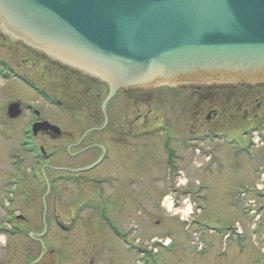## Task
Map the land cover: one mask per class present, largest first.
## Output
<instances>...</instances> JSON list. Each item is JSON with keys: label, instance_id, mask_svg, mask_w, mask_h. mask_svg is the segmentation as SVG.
I'll return each instance as SVG.
<instances>
[{"label": "flooded vegetation", "instance_id": "flooded-vegetation-1", "mask_svg": "<svg viewBox=\"0 0 264 264\" xmlns=\"http://www.w3.org/2000/svg\"><path fill=\"white\" fill-rule=\"evenodd\" d=\"M107 93L106 85L64 70L0 32V194L26 196L25 202L2 206L19 226L35 225V215L34 220L28 216L40 208L41 225H53L60 236L76 234L78 239L98 211L72 187L80 184L78 175L90 174L89 191L97 190L99 196L103 189L136 183L147 162L144 141L158 138L149 132L165 131L163 143L167 153L171 151L175 105H191L192 120L187 123L194 141L217 137L210 124L232 112L237 136L233 150L264 161V86L194 89L182 97L183 104H175L170 87L119 90L106 100ZM86 112L88 125L76 137L77 115ZM97 160L88 171H74ZM31 174L39 184L37 191L30 188ZM96 216L103 227L109 223L105 208ZM27 236L34 239L29 232Z\"/></svg>", "mask_w": 264, "mask_h": 264}, {"label": "rangeland", "instance_id": "rangeland-1", "mask_svg": "<svg viewBox=\"0 0 264 264\" xmlns=\"http://www.w3.org/2000/svg\"><path fill=\"white\" fill-rule=\"evenodd\" d=\"M191 90L175 89V104H183L182 97L192 94ZM190 107L183 109L175 105L173 111V143L176 154L181 157L172 181L180 186L179 192L173 195L163 181V155L159 146L163 135L145 139L147 162L144 172L134 179L136 183L123 182L117 190L109 187L99 196L89 191L90 174L78 175L80 184L72 187L98 209L94 220L84 226L85 233H80L83 237L79 235L78 239L74 238L76 234L62 237L54 226H49L44 237L49 251L37 264H83V261L84 264L90 261L92 264H264V161L234 155L233 146L228 143L236 136L232 129L236 120L230 118L232 112H228L224 120L210 124L217 133L224 132L226 138L194 141L191 138L194 134L190 133L192 127L187 123L192 120ZM87 115L88 112L77 115L80 129L76 137L88 125ZM254 168L263 173L257 174ZM176 173L180 174L176 176ZM27 178L32 191H37L39 184L34 175ZM168 195L172 196L175 208L169 206ZM18 199L25 202L26 196L0 195V205L8 207ZM36 199L30 201L36 202ZM19 204L16 208L23 212ZM103 208L109 219L105 227L96 216ZM4 214L0 210V264H28L39 255V244L35 239H27L23 232L8 235L4 230L17 222L11 215L3 219ZM34 215L35 225L29 229L37 233L42 229L41 209L31 210L29 219L34 220ZM19 228L24 230L25 226ZM227 230L226 235L231 231L241 232V235L223 240L222 232ZM193 233L199 234L196 239ZM165 238L170 245L163 248L157 244L156 248V242H164ZM198 244L201 250L197 249Z\"/></svg>", "mask_w": 264, "mask_h": 264}, {"label": "water", "instance_id": "water-1", "mask_svg": "<svg viewBox=\"0 0 264 264\" xmlns=\"http://www.w3.org/2000/svg\"><path fill=\"white\" fill-rule=\"evenodd\" d=\"M0 32L117 89L264 85V0H0Z\"/></svg>", "mask_w": 264, "mask_h": 264}]
</instances>
